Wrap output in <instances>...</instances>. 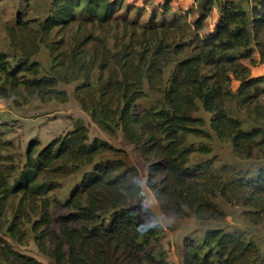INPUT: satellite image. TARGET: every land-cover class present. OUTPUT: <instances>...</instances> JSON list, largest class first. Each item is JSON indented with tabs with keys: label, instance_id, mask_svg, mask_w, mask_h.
<instances>
[{
	"label": "trees",
	"instance_id": "obj_1",
	"mask_svg": "<svg viewBox=\"0 0 264 264\" xmlns=\"http://www.w3.org/2000/svg\"><path fill=\"white\" fill-rule=\"evenodd\" d=\"M11 1L0 99L66 103L59 85L76 84L93 123L140 152L167 211L223 222L226 204L264 226V163L252 171L208 158L214 137L239 160H264V74L248 64L264 63V0ZM142 196L126 151L90 138L81 120L23 151L0 128V264H43L22 250L31 243L55 264H170L163 228L134 203ZM184 250V264L263 261L244 232L219 226Z\"/></svg>",
	"mask_w": 264,
	"mask_h": 264
},
{
	"label": "rangeland",
	"instance_id": "obj_2",
	"mask_svg": "<svg viewBox=\"0 0 264 264\" xmlns=\"http://www.w3.org/2000/svg\"><path fill=\"white\" fill-rule=\"evenodd\" d=\"M136 4H141L142 0H129ZM187 0H178L177 7H191ZM4 15L0 20V51L10 52V45L7 38L6 23H12L13 3L11 0L2 2ZM188 5V6H187ZM215 15L208 20L207 27L202 33H207L214 28ZM9 21V22H6ZM257 61L258 55L255 56ZM44 65L49 63V55L46 50H42L36 57ZM249 64L252 76L264 74L263 64ZM237 89L239 82L232 84ZM76 84L59 85V88L69 93V100L66 103L49 102L43 103L34 99L29 103H16L14 99H0V128L6 132L7 137L14 141L24 150L28 143L37 139L43 145L49 143L54 138L65 134L73 128L74 121L81 120L89 128L90 138H99L110 142L117 148L126 151V159L134 164L139 170V181L141 184L142 198L134 203L141 208L148 220L152 224H159L163 228V237L161 244L169 252L170 264H184V242L193 235H200V232L210 226L225 227L227 230L244 232L248 238H251L258 248H260L264 264V226L254 225L246 219L245 210L241 207L231 208L226 204H220L226 211V219L223 222H203L194 216L187 218H178L164 208L162 201L153 193L148 183L149 166L146 164L135 146L128 142L121 133L116 138L110 137L99 129L85 113L74 95ZM202 116L209 119L210 115L200 111ZM210 131V130H209ZM210 143L213 153L208 158L216 167L221 163H236L242 170L254 171L259 165L264 163L263 159L257 158L256 161H242L237 159L232 153L229 143H223L213 137ZM264 156V153H262ZM262 157V156H258ZM207 158V157H206ZM25 253L34 256L43 264H55L53 261L39 255L37 248L31 243L27 248L22 249Z\"/></svg>",
	"mask_w": 264,
	"mask_h": 264
},
{
	"label": "crops",
	"instance_id": "obj_3",
	"mask_svg": "<svg viewBox=\"0 0 264 264\" xmlns=\"http://www.w3.org/2000/svg\"><path fill=\"white\" fill-rule=\"evenodd\" d=\"M187 1H189L188 5L192 2V0H187ZM188 5H187V6H188ZM184 8H185V7H184ZM186 8H187V7H186ZM186 8H185V9H186Z\"/></svg>",
	"mask_w": 264,
	"mask_h": 264
}]
</instances>
